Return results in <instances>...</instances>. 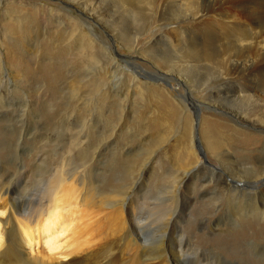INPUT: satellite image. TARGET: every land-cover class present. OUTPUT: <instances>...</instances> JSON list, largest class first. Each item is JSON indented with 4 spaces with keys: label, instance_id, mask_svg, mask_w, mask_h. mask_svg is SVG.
I'll list each match as a JSON object with an SVG mask.
<instances>
[{
    "label": "bare ground",
    "instance_id": "6f19581e",
    "mask_svg": "<svg viewBox=\"0 0 264 264\" xmlns=\"http://www.w3.org/2000/svg\"><path fill=\"white\" fill-rule=\"evenodd\" d=\"M74 1L94 14L99 13V6L103 2ZM143 1L146 3L145 8L139 6V13L136 12L135 15L137 22L139 21L138 36H142L151 25V19L148 18L153 9L159 11V22L162 23L161 33L151 42L160 44L162 58L157 53H149L145 57H151L161 70L162 67L170 68L176 63L179 71H184L190 70L196 63L209 62L210 74L203 81H211V84L206 91L220 96L224 101L223 107L237 118L262 125L264 129V103L257 93L260 88L264 90V0ZM2 6L3 0H0V8ZM136 7V1H130L126 8H122V13ZM23 14L21 19L27 16ZM62 15L71 21L73 28L59 37L66 44L64 47L69 49L82 36L87 35L92 38L91 52H95V45L98 44L93 38L97 33L96 29L75 15L63 12ZM139 18L142 20H138ZM169 23L175 25L171 28L172 31L167 32L164 26ZM169 33H172L173 38L168 37ZM19 38L14 37V40L18 41ZM95 58L97 71H92L91 74L100 77L102 72L107 71L103 70L104 62ZM167 73L170 74L171 71ZM121 83L123 86L120 90L123 91V87L126 90L127 84L123 80ZM189 83L192 85L191 79L188 80ZM139 86L141 93H152L147 84L141 83ZM131 88L133 87L130 84L129 91ZM79 95L77 93L75 96ZM99 97L96 94L95 99L98 101ZM77 102L73 98L72 103H69L77 105ZM237 102L242 103V106L248 105L249 108L252 105L254 110L243 112L235 106ZM19 103L23 114L29 115L32 102L21 99ZM85 106L88 109V118L77 116L78 109L64 108L60 116L57 114L56 124L49 126L45 134L38 131V127H46L39 122L22 126V134L12 149L10 159L20 158L26 153L35 156L31 165H24L21 160V164L14 165L11 174L4 171L7 181L3 175L0 176V264L264 263V235L251 238L249 232H244L249 228L248 221L244 220V223H248L245 224L247 228L242 226L237 232L238 239H243L246 243L244 252L248 257L244 259L230 256L222 246L224 244L211 242L208 237H200L198 233L199 230L215 232L220 221L226 220V224L234 225L250 215L260 216L261 219L255 224L263 227L264 197L261 195H264V188L260 191H245L234 186V183H228L225 178L226 173L251 183L258 178L261 181L264 178L263 156L251 159V155L246 153L244 158L236 161L234 155L239 144L249 143V131L237 127L233 119L224 118L230 126L227 127L217 120L205 118L200 134L208 155L220 162L225 173L217 174L216 170L204 166L198 170L202 174L197 177V189L209 191V194L218 197L213 213L210 214L217 217L211 221L210 217L204 215L194 225H187L189 204L183 202L182 187L188 178L193 179L200 174L192 173L194 170H191L199 163V157L194 150L191 116L188 113L184 115L186 123L191 124L190 129L185 131V137L187 134L190 136L192 149L181 153L183 162L172 183L167 186L168 196H162L160 190L163 186H158L152 194L142 193L139 188L143 185V178H140L138 171L130 169L128 182L123 183L120 181L121 177H116L112 185H108L109 190L102 193L103 199L96 204L91 191L97 187L92 185L89 177L95 166L90 161L86 163L89 155L87 152L94 146L91 158L98 157L101 149L107 146L106 136L114 134L118 125L99 130L102 138L94 145L91 137L93 126L90 125V117L94 116V111L91 105L85 103ZM3 108L5 110V106L0 109ZM99 115L101 116V111ZM239 134H244L245 137H239ZM28 137L32 144L25 147L24 141ZM62 142L66 147L72 144V148L71 145L69 147L71 149L63 147L66 148L63 155L60 153ZM257 149L260 150L261 147ZM118 150L119 148L113 154L114 158L120 153ZM52 155H59L61 160L58 158V161L50 163ZM75 156L80 161L78 164L73 163ZM229 160L241 166L233 167ZM39 162L41 166L38 165ZM124 172L127 171L121 170L119 174ZM166 201L170 202V208L161 215L153 210ZM125 202L128 204L125 205ZM215 221H218V225ZM256 233L258 234L257 231L253 234ZM252 250L262 256L261 260L256 261L257 257L255 258Z\"/></svg>",
    "mask_w": 264,
    "mask_h": 264
},
{
    "label": "rangeland",
    "instance_id": "374dc122",
    "mask_svg": "<svg viewBox=\"0 0 264 264\" xmlns=\"http://www.w3.org/2000/svg\"><path fill=\"white\" fill-rule=\"evenodd\" d=\"M78 1L83 2V0ZM102 1L99 13L94 14L92 11H86L74 0H3V6L0 8V100H2L0 108L5 106V110L0 109V176L5 172L11 174L14 165L21 164L22 161L24 165H31L34 162L35 155L28 153L18 157L19 159H10L12 149L22 134V126L26 127L32 122H39L46 127H38V131L45 134L49 126L56 124L57 114L60 116L64 108L78 109L77 116L88 118L89 113L85 103L91 105L94 111V116L90 117L94 145L102 138L99 130L118 125L114 134L106 136L107 146L101 149L98 157L91 158L95 150L94 146L87 152L89 155L86 157V163L90 161L95 166L92 170L94 172L91 171L89 177L92 185L97 187L91 191L96 204L103 199L102 193L109 190L108 185H112L116 177H121L120 181L123 183L128 182L130 169L138 171L140 178H143V185L139 188L142 193L152 194L158 186H163L160 192L162 196H168L167 186L172 183L174 175L177 174L183 162L181 153L192 149L190 136L187 134L185 137L186 129L191 127L184 118L187 113L192 118L194 150L199 157V163L191 169L194 170L192 173L199 172L201 166L216 170L217 174L225 173L220 162L208 155L200 134L205 118L217 120L227 127L230 126L224 118L233 119L237 127L251 133L247 145L239 144L240 146L236 147L234 154L236 161L247 154L251 155V159L256 156L264 157L262 125L251 124L249 121L237 118L223 107L224 101L220 96L206 91L211 84V81L207 83L203 81L210 74L209 62L196 63L190 70L184 71H179L175 63L170 68L162 67L163 71L151 57H145L146 54L157 53L158 57L162 58L160 44L151 43L161 33L162 23L159 22L158 10L153 9L148 18V20L151 19V25L139 37V21L137 22L135 15L140 10L139 6L145 8L146 3L143 0H134L137 7L129 9L126 13H122V8H126L127 3L133 0ZM62 12L75 15L82 22H87L96 29L97 33L93 37L98 43L95 45L97 48L95 52H91L92 38L87 35L82 36L69 49L64 47L66 44L59 37L73 28L70 25L71 21L62 15ZM20 13L27 16L21 19ZM174 25L169 23L164 26V29L166 27L167 32L172 31L171 28ZM16 31L17 34H14ZM14 37L20 38L15 41ZM168 37L173 38L172 33H169ZM135 38L138 40L135 41ZM95 57L104 62L103 70L107 71L102 72L100 77L91 74L92 71H97ZM170 71V74L167 73ZM187 78L191 79L192 85L188 84ZM122 80L127 84L125 85L127 89L123 87V91L120 90L123 86ZM135 81L138 83L136 84ZM140 82L147 84L148 88L152 89V93L148 94L149 91L145 94L141 93ZM200 82L202 85H199ZM130 84L133 88L129 91ZM196 84L199 85L197 88L194 87ZM261 90L260 88L257 93L263 99L260 101L264 103V90H262L263 93ZM77 93L80 95L75 96ZM96 94L100 96L99 103L95 99ZM73 98L79 102L77 105H71ZM21 99L32 102L29 115L23 114L19 103ZM235 104L243 112L254 110L252 105L249 108L248 105L242 106V103ZM239 137H245V135L239 134ZM29 138L24 141L25 147L32 144ZM54 145L53 142L52 147ZM64 145L62 142L61 154L66 148L67 150L72 148V144H68V147ZM70 145L71 148H69ZM258 145L262 151L257 149ZM117 148L120 153L114 158L113 154ZM59 157V155H52L50 163L58 161ZM73 160L74 164L80 162L77 156ZM229 161L233 167L241 166L237 162ZM38 165L41 166L40 162ZM121 170L127 172L121 175L119 174ZM199 173L193 179L188 178L182 187L183 202L189 204L187 225H194L204 215L210 217L211 221L217 217V215L212 217L210 214L213 213L218 197L209 194V191L197 189L199 186L197 177L202 174V171ZM225 176L228 183H234V186L245 191H260L264 188V178L262 181L258 178L251 183L227 173ZM3 177L6 179V175ZM262 195L261 197H264ZM124 204L127 205L128 202ZM170 205V202L166 201L165 204L158 205L153 210L161 215L170 208ZM153 215L157 218L154 213ZM260 219V216L250 215L234 225L226 224V220L220 221L218 225V221H215L218 225L215 232L199 230L198 233L200 237H208L211 242L218 241L224 244L222 246L230 256L244 259L248 257L244 252L246 243L243 239H238L237 232L243 227L247 228L245 224L248 223H244L245 220L250 224L244 232H249L248 235L251 238L264 235V225L262 227L255 224ZM254 230L258 234H253L256 232ZM252 252L255 258L257 257L256 261L261 260L262 256L257 254L256 250ZM244 264L247 263L244 262Z\"/></svg>",
    "mask_w": 264,
    "mask_h": 264
},
{
    "label": "water",
    "instance_id": "95a60500",
    "mask_svg": "<svg viewBox=\"0 0 264 264\" xmlns=\"http://www.w3.org/2000/svg\"><path fill=\"white\" fill-rule=\"evenodd\" d=\"M196 113L198 114V111Z\"/></svg>",
    "mask_w": 264,
    "mask_h": 264
}]
</instances>
